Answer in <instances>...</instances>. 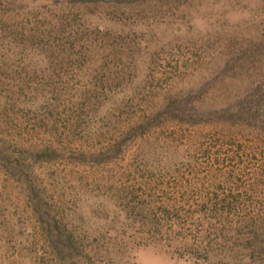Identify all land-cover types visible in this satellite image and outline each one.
I'll list each match as a JSON object with an SVG mask.
<instances>
[{
    "label": "rangeland",
    "instance_id": "rangeland-1",
    "mask_svg": "<svg viewBox=\"0 0 264 264\" xmlns=\"http://www.w3.org/2000/svg\"><path fill=\"white\" fill-rule=\"evenodd\" d=\"M0 264H264V0H0Z\"/></svg>",
    "mask_w": 264,
    "mask_h": 264
}]
</instances>
